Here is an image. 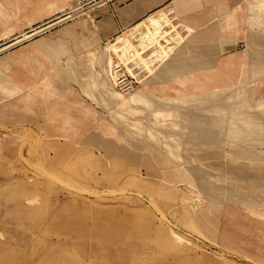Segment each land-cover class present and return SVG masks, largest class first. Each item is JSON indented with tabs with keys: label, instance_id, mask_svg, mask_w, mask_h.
<instances>
[{
	"label": "rangeland",
	"instance_id": "obj_1",
	"mask_svg": "<svg viewBox=\"0 0 264 264\" xmlns=\"http://www.w3.org/2000/svg\"><path fill=\"white\" fill-rule=\"evenodd\" d=\"M162 1L0 0V264H264V169L237 157L235 131L213 146L202 115L218 104L144 87L118 47L146 19L178 32ZM51 83L75 89L64 112L83 135L46 133Z\"/></svg>",
	"mask_w": 264,
	"mask_h": 264
},
{
	"label": "crops",
	"instance_id": "obj_2",
	"mask_svg": "<svg viewBox=\"0 0 264 264\" xmlns=\"http://www.w3.org/2000/svg\"><path fill=\"white\" fill-rule=\"evenodd\" d=\"M152 7L157 9L155 13L162 10L170 14L171 24L178 32L169 37L171 50H166L154 63H146L149 73L142 85L148 89L149 86L158 89L171 87V94L174 92L173 95L178 98H187L188 103L203 99L204 103L218 104V109L202 115L204 126L222 131L220 142L213 146H227L226 134L235 131L239 135L234 145L237 146V157L241 153L242 159L253 162V167L264 169V0H163ZM146 12L148 10L143 9L137 15L129 13L125 19L142 18ZM59 17L61 15L38 26ZM143 22L148 23L147 19ZM134 27L128 29L127 34L131 36ZM27 32L18 36H25ZM131 49L130 55L135 58L143 54L137 47ZM104 51L100 50L102 60ZM111 62L110 56L108 64ZM63 86L51 83L47 93L51 101L45 103V110L49 108L57 114L50 118V122H55L53 130L46 133L62 135L66 128V134L81 136L85 133L83 116L75 115L71 120L65 117L64 112L67 109L66 99L75 95V89L69 87L62 94ZM229 88L239 89L236 94L228 95ZM112 92L122 96L117 91ZM62 97L63 100L60 99ZM80 100L82 98L78 97L75 102ZM242 136L247 137L244 139ZM252 176L253 189L256 181L259 186L260 181L264 185V179L259 176L257 179L254 168Z\"/></svg>",
	"mask_w": 264,
	"mask_h": 264
},
{
	"label": "bare ground",
	"instance_id": "obj_3",
	"mask_svg": "<svg viewBox=\"0 0 264 264\" xmlns=\"http://www.w3.org/2000/svg\"><path fill=\"white\" fill-rule=\"evenodd\" d=\"M69 12H70L71 15L76 13V12H78V7L76 5L71 6L69 11H68V13ZM88 17H89L90 20H92V18H93L92 14H90V13L88 14ZM152 23L155 24V26L153 28L149 27V23H146V22H143V21H142V23H138L133 28V32L131 33L130 37H132L133 39L138 41L136 44L125 33H122V35L119 37V41H121L122 44L121 45L118 44V47L121 48V50L123 52L128 51L130 48L136 49V46L139 45L140 48H141L140 50L143 53V52H145L147 50L146 47H149V49H151V52L155 56V58H153V56L146 58V57H144L143 54L139 55L137 57L146 66H147V64H146L147 62L154 63L156 60L161 58L162 55H164L166 50H169V49L172 48L171 47L172 45H170L169 37H166V35L162 32L163 30L161 31V29L159 28L160 25L157 23V21L154 19V20H152ZM162 39H163L164 42L161 41ZM177 58H178V56H177ZM172 60H173V58H172ZM174 60H176V59H174Z\"/></svg>",
	"mask_w": 264,
	"mask_h": 264
}]
</instances>
